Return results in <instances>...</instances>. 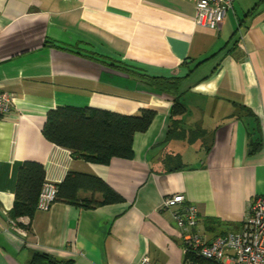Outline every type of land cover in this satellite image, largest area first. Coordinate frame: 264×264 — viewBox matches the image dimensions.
<instances>
[{
	"label": "crops",
	"instance_id": "1",
	"mask_svg": "<svg viewBox=\"0 0 264 264\" xmlns=\"http://www.w3.org/2000/svg\"><path fill=\"white\" fill-rule=\"evenodd\" d=\"M195 2L0 0V89L14 97L0 116V264H27L34 252L72 264H136L144 255L183 264L174 210L161 207L174 193L196 206L194 231L206 239L241 229L250 200L264 195V0H235L215 31L196 26ZM143 74L179 78L177 90L160 91ZM171 93L186 112L180 136L166 141ZM66 106L155 116L134 133L131 159L101 164L43 136L47 112ZM248 140L260 150L248 154ZM176 154L185 167L165 171L163 158ZM24 161L42 164L54 185L69 172L97 176L122 201L55 200L20 233L8 212Z\"/></svg>",
	"mask_w": 264,
	"mask_h": 264
},
{
	"label": "trees",
	"instance_id": "2",
	"mask_svg": "<svg viewBox=\"0 0 264 264\" xmlns=\"http://www.w3.org/2000/svg\"><path fill=\"white\" fill-rule=\"evenodd\" d=\"M117 66L125 69L119 63ZM140 78L160 91H176L179 79L152 77L145 74ZM172 97L166 141L180 136V134H175V129L180 122L177 117L186 112L179 96L175 93L172 94ZM241 109L256 119L250 109L244 106H241ZM154 116L153 110L144 108L135 115H122L90 107H57L47 112L42 134L48 141L70 150L74 156L94 163L107 164L112 157L127 159L133 157L132 139L134 133L145 131ZM196 133L197 131L190 132L189 139H193ZM260 148V142L252 143L248 140V154L255 153ZM208 149L205 148V151ZM162 162L165 171L180 170L185 167L178 154L166 155ZM44 182L45 171L42 164L33 161H24L20 164L17 170L14 202L8 212L11 219L21 216H27L29 219L33 217L37 210L38 194ZM82 189L102 193L101 201L81 198L79 191ZM56 200L92 207L120 202L122 197L97 176L69 172L60 183L56 184ZM27 264H72V261L61 260L43 252H34ZM183 264L221 263L205 260L194 253H186L183 256Z\"/></svg>",
	"mask_w": 264,
	"mask_h": 264
},
{
	"label": "built area",
	"instance_id": "3",
	"mask_svg": "<svg viewBox=\"0 0 264 264\" xmlns=\"http://www.w3.org/2000/svg\"><path fill=\"white\" fill-rule=\"evenodd\" d=\"M235 0H196V26L218 30L226 13L232 9ZM14 106V97L0 89V116L9 113ZM56 200V185L44 182L38 194L36 208L47 210ZM184 196L174 193L162 198V208H172L173 219L181 229L183 253H194L205 260L221 264H264V195L254 196L248 204V212L237 232H227L206 239L194 231L197 224L196 206L181 205ZM181 205V208L179 206ZM10 226L22 233L28 227L27 216L9 220ZM136 264H149L147 255L142 256Z\"/></svg>",
	"mask_w": 264,
	"mask_h": 264
}]
</instances>
